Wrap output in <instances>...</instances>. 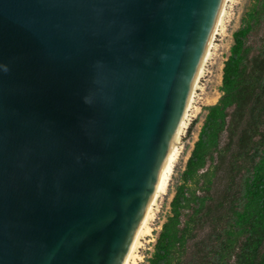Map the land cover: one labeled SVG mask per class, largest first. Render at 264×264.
I'll use <instances>...</instances> for the list:
<instances>
[{
	"label": "water",
	"instance_id": "obj_1",
	"mask_svg": "<svg viewBox=\"0 0 264 264\" xmlns=\"http://www.w3.org/2000/svg\"><path fill=\"white\" fill-rule=\"evenodd\" d=\"M222 0H0V264H122Z\"/></svg>",
	"mask_w": 264,
	"mask_h": 264
},
{
	"label": "trees",
	"instance_id": "obj_2",
	"mask_svg": "<svg viewBox=\"0 0 264 264\" xmlns=\"http://www.w3.org/2000/svg\"><path fill=\"white\" fill-rule=\"evenodd\" d=\"M252 1L233 33L222 94L205 107L206 117L148 264H230L226 260L238 242L233 264H264V0ZM233 187L241 199L233 204L230 227L210 261L212 252L205 243L210 232L205 229L211 217L220 219L217 209L227 203L224 198H230Z\"/></svg>",
	"mask_w": 264,
	"mask_h": 264
},
{
	"label": "rangeland",
	"instance_id": "obj_3",
	"mask_svg": "<svg viewBox=\"0 0 264 264\" xmlns=\"http://www.w3.org/2000/svg\"><path fill=\"white\" fill-rule=\"evenodd\" d=\"M252 2V0H231L226 6V15L221 26V31L216 36V49L213 51L214 54H212L211 59L208 63L207 72L201 81L202 89L198 91L199 94L197 95L194 104L197 108L192 111L189 117L188 126L185 129L182 137V145L180 148V151L182 149V151L180 152L181 155L176 161L175 166L173 167V170L170 174L166 191L161 195L158 204L156 205V215L154 219L151 220V226L153 228L152 233L145 237L143 242L144 244L142 248H140L139 254L142 259L139 261V264H148V258L154 251V245L162 228V224L166 221L167 217L171 213L170 202L175 194L176 187L182 183V173L185 169L186 162L191 154L194 143L198 139V134L207 114V110L205 107L211 104H215L222 94L221 85L223 66L225 60L230 54V48L234 43L233 33L239 28L241 18L244 13L250 8ZM253 44L256 46L255 42H253ZM260 130H262V132L264 133V125L261 126ZM261 134L256 136V140H260V137L262 136ZM208 167L209 165L206 166L205 170ZM241 175H243L244 177L245 175H248L245 167L242 168ZM239 183L240 179L237 180V184L234 186L236 189H239ZM218 185L221 190H223L225 187V185H221V183H219ZM234 187L229 191L230 198H224L225 202L227 201V203H225L222 208L217 209V215L220 214V219H217L213 215L209 216L213 217L209 219L210 225L206 226L205 229L207 230V232H210L209 237L206 236L207 241L205 243H207V246L209 247L208 250L212 252L209 255L210 261L213 260L215 250H219L220 243L226 236V228L230 227L228 222L232 215V206L238 204L237 202H239L240 194ZM202 192L203 191H198V193L200 194ZM214 199H216L215 201H217L218 198ZM233 200H236V203H234ZM184 218H186V216ZM203 234L207 233L203 232ZM191 245L193 244L191 243ZM239 246L240 242L237 243L234 251H232L230 257L227 258L226 261H228V263L233 264L236 252H238V250L240 249ZM193 249L196 250V248L194 247ZM189 253L191 254V251ZM193 254H195L194 259H197L198 254Z\"/></svg>",
	"mask_w": 264,
	"mask_h": 264
},
{
	"label": "bare ground",
	"instance_id": "obj_4",
	"mask_svg": "<svg viewBox=\"0 0 264 264\" xmlns=\"http://www.w3.org/2000/svg\"><path fill=\"white\" fill-rule=\"evenodd\" d=\"M231 0H222L218 16L214 23V28L212 33L209 36L208 42L202 53L200 64L198 66L196 75L191 83L186 104L184 107L183 115L179 122V125L170 139V142L167 147V153L165 158L160 165L157 172V181L154 184L153 192L147 201V205L142 210L141 218L135 229L133 231L131 241L125 253L122 264H139V261L142 259L140 256V248L143 246V242L146 236L152 233L151 220L154 219L156 215V205L163 193L166 191L168 186L170 174L175 166L176 161L181 155L180 148L182 145V137L185 132V129L188 126V120L193 110L197 107L194 105L196 97L199 94V90L202 89L201 81L207 72V66L211 59L212 54H214L215 41L217 34L221 31V26L226 15V6Z\"/></svg>",
	"mask_w": 264,
	"mask_h": 264
}]
</instances>
